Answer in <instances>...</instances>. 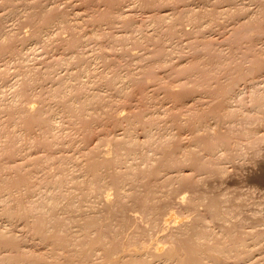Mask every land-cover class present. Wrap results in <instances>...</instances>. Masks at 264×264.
Returning <instances> with one entry per match:
<instances>
[{"label":"rangeland","instance_id":"rangeland-1","mask_svg":"<svg viewBox=\"0 0 264 264\" xmlns=\"http://www.w3.org/2000/svg\"><path fill=\"white\" fill-rule=\"evenodd\" d=\"M158 1L121 0L125 21L108 22L110 20L104 19L102 13L109 8V0H0V15L5 14V28H15L13 31L25 37L21 54L14 55L10 51L0 55V68L6 72L2 74L4 79L0 75V173L8 177L24 174L25 169L33 167L32 157L39 155L42 149L36 136L26 135L27 123L30 122L24 113L17 111L26 101L57 115V131L65 134L64 138L68 140L64 146L66 149L52 147H56L55 154L59 156L73 154L78 147L81 149L87 143L92 147V144L95 145L92 140L97 137L96 145L100 144V150L113 158L114 141L111 139L127 127V122L132 119L129 117L137 119L139 114L152 117L155 122L152 125L153 141L161 137L166 146L180 143L191 159L197 156L200 160L193 167L188 165V170L181 173L188 174L182 178L175 180V176H167L169 180L174 179L173 183L166 181L173 186L171 192L185 193V202L189 197L195 198L194 195L218 196L225 198V205H233L232 208L236 209L231 221L235 227L230 225L224 228L221 226L222 219L204 214L205 222L208 221L210 228L218 235V239L211 240V243L218 240L230 245L236 235H243L250 244L251 253L230 251L229 257L221 264H264V62L261 71L255 69L254 64L258 55L260 57L262 54L264 58V0ZM187 7L190 9L185 10ZM40 8L44 11H40ZM51 8L50 13L45 12ZM113 11L111 14L117 15L116 10ZM186 11L192 12L191 15L195 17L189 20L183 18ZM27 12H33V16H28ZM78 12L82 15H78ZM164 12L174 14L159 21L158 15ZM60 13L74 28L58 22L51 25L48 34L46 30L40 36L32 34L35 24L52 15L59 17ZM248 17L254 21H250L251 26ZM73 33L78 42L74 47L70 45ZM119 35L124 36L118 39ZM17 45L20 49L22 44L19 41ZM254 51L260 53L255 54ZM64 82L72 86L65 94L55 95L54 90ZM226 86L231 91L225 95L227 103L222 105L221 93ZM116 87L121 90L118 91ZM182 90L190 91L195 98L185 101ZM25 91L26 94H23ZM92 93L99 94L98 100L95 98L99 111L95 114L97 119L78 118L81 109L89 108V105L83 107L81 102L86 97L91 98ZM175 95L185 100L176 101ZM67 104H73L76 109L70 111L65 106ZM111 111L123 116L121 119L124 121L118 119L116 123L114 118L111 119ZM135 119L131 135L138 139L140 146L136 150V159L132 161L143 169L149 162L141 158V153L155 154L156 157L161 149L156 147L157 152L153 150V145L141 144L147 139L142 128L144 125ZM31 125L37 131L38 122L34 121ZM238 132H241L240 136ZM220 134L230 137V143L219 144L216 151L210 153L206 149L207 144L219 141ZM16 161L23 162L19 171L12 168ZM129 161L131 164V159ZM58 163L54 155L45 160V168ZM118 168L124 171V162ZM190 178H193L192 187L188 184ZM174 193V197L168 198L171 203V207H168L173 209H167L176 211L177 215L183 213V217L189 214L185 218L191 219L192 211L183 207L184 201L176 203ZM112 196L110 200L114 198ZM3 205L0 202V229L12 234L15 243L22 247L25 245L23 248L32 253L46 251L48 256L68 249L58 250L55 243L47 245L55 238L50 228L54 226L53 223H49V231L41 235L33 230L32 219L26 222L15 212L7 215L3 213ZM135 208H128L126 215L130 211L133 214ZM197 209L201 212L204 206L199 204ZM118 214L122 215L123 211ZM69 215L74 213L54 209L51 218L63 219ZM230 229L234 234L227 233ZM2 240L0 264H30L27 260L4 258V254L14 255L16 246L4 241V238Z\"/></svg>","mask_w":264,"mask_h":264},{"label":"bare ground","instance_id":"bare-ground-1","mask_svg":"<svg viewBox=\"0 0 264 264\" xmlns=\"http://www.w3.org/2000/svg\"><path fill=\"white\" fill-rule=\"evenodd\" d=\"M121 3V0H109V8L102 13L104 14V19H109L110 21L108 22H124L125 14ZM187 9L188 7L185 10ZM113 10H116L117 15L111 14L115 12ZM127 10L129 11L128 8ZM256 10H258V8ZM40 11H44V9L40 8ZM51 11L52 8L45 12L50 13ZM162 11H164V9ZM10 13L11 11L8 15ZM210 13L211 12H209V14ZM77 14L82 15V13L79 12ZM171 14L174 13L164 12L160 16L158 15V19L159 21H162L170 18ZM191 14L193 13L187 12L183 18L189 20L195 17ZM212 14L213 13H211V15ZM4 15L5 14L2 13L0 15V55L10 51H12L10 53L14 55L21 54L25 37L21 36L18 31L16 32L15 28H13L15 29L14 31L11 27L9 29L5 28L7 25H5L6 23L4 22L6 20ZM27 15L31 17L33 16V12H27ZM244 16L248 15L244 14ZM252 17L253 20H255V17ZM252 17H248L249 20H247L249 23L250 21L251 23L254 22L251 20ZM212 20L214 19L212 18ZM58 22L60 24H64L65 26L74 28L69 20L63 16L62 13H60L59 17H54V15H52L44 18L41 23L35 24L32 34L40 36L43 30L48 31L52 24ZM244 22L249 24L246 20ZM48 33L49 31L46 32V34ZM123 36L119 35L117 37L119 39ZM19 41L20 44H22L20 49L17 48ZM77 44L78 42L75 39V33H73L70 45L74 47ZM254 46L255 45H253V49L255 48ZM256 53L257 52H255V54ZM261 55L260 57L258 55V58L256 55L254 56L255 59L257 58L256 61L253 59L255 61V69H258L259 71H261L264 62V58ZM2 70L3 68H0V75L4 79L2 74H4L5 70ZM57 79L59 78L57 77ZM64 83L65 84L54 90L55 95L65 94V91L69 90L68 88L71 83ZM119 89L118 91L121 90ZM21 90L23 91V89ZM154 90H156V87ZM230 91L231 89L228 86L223 87L220 99L222 105L227 103L225 95H227ZM22 93L26 94V91ZM184 93L186 100L182 96L179 98L180 95L179 97L175 95L176 101L179 99L189 101L190 99L195 98L192 97L194 94H190V91L188 92V90ZM180 94L184 95L182 93ZM90 96L91 98L86 97L85 100L81 102L83 107L89 105V108L88 110L87 108L81 109L80 113L77 114L78 118L83 116L85 118L93 117L94 119H97L98 116L95 114L99 111H97L98 101H96L95 98H99V94L96 95L95 93H92ZM34 104L30 101H26V104H21V107L17 111H21L22 114L24 113V115L27 116L30 124L27 123L28 126L26 129V135L28 134L29 137H31L30 135L33 134V137L36 136L39 141L37 142L43 152L40 154L41 150L39 149L40 152L39 150L37 151L39 152V155H34V157L31 155L33 167L25 169L24 174H17V176L8 177L6 174L0 173V202L4 204L2 209L3 213L12 215L15 212L20 216V219H23L26 222L32 219L33 230L41 235H44L47 231H49L48 224L53 223L54 226H51L50 228L54 231L55 238H52L49 242H47V245L55 243L57 244L58 250L68 249L61 252H55L49 256L46 251H41V253H32L23 248L26 247L25 245L22 247L21 245L15 243L12 234H8L4 230L0 229V240L4 238V241L11 242L16 246V253L14 255L4 254V258L27 260L30 264H167L165 263L166 261H172L168 264H221L225 261V258L229 257L227 255L230 251L235 250L239 252H252L250 244L245 241L243 235H236L234 242L230 245L221 243L218 240L211 243V240L218 239V235L216 231L210 228L207 223L208 221L205 222L204 214L213 218L222 219L223 225L221 224V226L224 228L234 225V222L231 221L235 217L236 209L232 208L233 205L232 207H230L231 205L229 207L225 205L223 203L225 198L222 199L218 196L206 197L205 195H194L195 198H190L188 196L190 199L188 198V201L185 202V200H187V197L185 198L184 195L185 193L183 194L182 192H179L178 194H175L177 192L174 193V190L171 192L173 186L172 184H169V182L166 183V181L171 180V183H173L172 180L186 176L188 173L185 175H182L181 173L184 170H188L190 166L193 167V164H198L200 160L197 156L194 157V159H191L187 152L182 150L183 146L182 144L180 145V143L177 145L166 146L165 143H163L164 141L161 140V137L153 141V139H151V137H153L152 125L155 122L151 119L152 117L146 118L147 116L138 115L137 119L139 122H136H141L142 125H144L142 128L144 130L145 138H147L145 139V142L141 144L148 143L149 145L154 146L153 150L158 152V148H160L162 151L159 149V156L156 155V157L154 156L155 154L148 155L146 153H141V158L149 162L146 168L141 169L137 163L132 161V159H136L138 154L136 150L140 146L138 139L131 135L133 134L131 132V128H134L133 125L135 124H133V119L135 118L129 117L132 119L127 122V127H125L127 133L124 128H122V132L120 131L121 133H118L117 135L114 133L115 136L111 139L114 141L113 158H109L104 154L103 150H100V144L96 145L97 137H94L95 139H93V137L91 138L93 139L92 141H95V143L93 142L95 145L92 144V147H90L87 143L81 149L78 147L76 152L74 151L73 154L67 153V155L61 154L59 156L55 154L56 147H52L58 146V149L63 148L66 146L68 140H65V134L63 135L57 131L59 122L56 119L57 115H54L52 112H46L44 107H36ZM67 105L65 106L68 107L70 111L76 109L73 107V104ZM64 109L65 108H63V111ZM118 113H120V111ZM109 114L112 116L111 119L114 118L116 120V123L118 119L123 117H120L119 114H113V111ZM131 116L133 115L131 114ZM248 117L249 116L247 115V118ZM126 118L127 117H125V120ZM34 121L38 122L39 125L37 131H35L36 129L34 130V125H31ZM239 125L241 124L239 123ZM87 128L88 127L85 129ZM233 128L235 127L233 126ZM244 133H242V135ZM246 133H251V131ZM240 134L241 132L239 133V136ZM13 135L15 136L14 130ZM125 136H127V140L124 141ZM218 136H220L219 141H213L207 144L206 149L210 153L215 152L219 144L230 143V137H227L226 134H220ZM155 143H157V145ZM156 147H158L157 150ZM64 149H66V147H64ZM54 155L58 158L59 163L55 166L45 168V160ZM130 159L132 162L131 164L129 161ZM123 162L126 167L124 171L118 168ZM22 165L23 162L16 161L12 165V168L19 171L21 170L19 167ZM52 168L55 169L49 171ZM167 176L175 177L174 179L171 178L169 180V177L167 178ZM192 179L193 178H190V181H188L189 183L187 182L188 184H191L190 187L193 185ZM166 186H168V188H166ZM173 193L176 195V201L173 198L172 199L176 203L184 201L186 204H182L183 207L192 211L191 219L185 218L189 214L184 213L186 216L184 215L183 217V213L182 215H177V213H175L176 211H169V209H171L169 199ZM112 194L114 198L110 200ZM172 197H174V195ZM199 204L204 206V209L201 212L197 209ZM168 205L170 207H168ZM236 205L237 204H235V206ZM128 206H130L131 209L132 206H136V208L133 209L136 211H133V214L130 211V214L128 212L126 215L127 209L130 208ZM54 209H58L63 212H72L74 215L66 216L63 219L51 218ZM122 211L123 214L119 215L118 212L122 213ZM233 227H235V225ZM108 233L109 237L107 236ZM227 233L230 235L234 234L232 229H230ZM159 259L160 261L155 263Z\"/></svg>","mask_w":264,"mask_h":264}]
</instances>
